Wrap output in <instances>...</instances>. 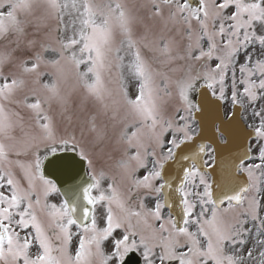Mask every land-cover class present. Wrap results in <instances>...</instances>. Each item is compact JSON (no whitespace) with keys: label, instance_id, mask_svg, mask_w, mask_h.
<instances>
[{"label":"snow or ice","instance_id":"6c2138e0","mask_svg":"<svg viewBox=\"0 0 264 264\" xmlns=\"http://www.w3.org/2000/svg\"><path fill=\"white\" fill-rule=\"evenodd\" d=\"M0 264H264V0H0Z\"/></svg>","mask_w":264,"mask_h":264},{"label":"water","instance_id":"95a60500","mask_svg":"<svg viewBox=\"0 0 264 264\" xmlns=\"http://www.w3.org/2000/svg\"><path fill=\"white\" fill-rule=\"evenodd\" d=\"M220 115H221V118H222V119H225L223 108L221 109V113H220ZM225 120H226V119H225Z\"/></svg>","mask_w":264,"mask_h":264},{"label":"rangeland","instance_id":"374dc122","mask_svg":"<svg viewBox=\"0 0 264 264\" xmlns=\"http://www.w3.org/2000/svg\"><path fill=\"white\" fill-rule=\"evenodd\" d=\"M224 110H225V113H226V115H228V108L227 107H224Z\"/></svg>","mask_w":264,"mask_h":264}]
</instances>
